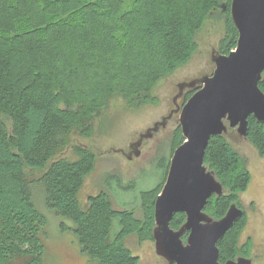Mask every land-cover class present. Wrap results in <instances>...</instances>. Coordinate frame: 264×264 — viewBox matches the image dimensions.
Here are the masks:
<instances>
[{
    "label": "trees",
    "instance_id": "16d2710c",
    "mask_svg": "<svg viewBox=\"0 0 264 264\" xmlns=\"http://www.w3.org/2000/svg\"><path fill=\"white\" fill-rule=\"evenodd\" d=\"M102 1L54 0L51 17L56 15L57 18L49 19L50 23L43 20L37 26L34 22V37L38 33L47 37L49 26L55 29L52 36L55 40L62 28L77 31L70 23L84 14L89 21L96 20L100 13L98 7L104 5L115 15L117 5ZM148 1L153 2L156 9L134 27L136 44L131 42L127 46V39L123 38L121 41L124 42L120 43L109 36L123 26L111 14L98 22L107 33L105 54L109 55L105 62L91 58L84 60L88 57L86 45H79L74 50L64 47L69 51L65 56L64 44L55 42L48 45L53 46L51 51L55 49L50 61H44L45 64L22 80V75L14 70L15 51L0 46V264H43L42 232L46 218L34 204L32 184L25 177V168H46L39 180L44 189V202L58 216L72 222L71 231L89 264H139V257L127 247L125 238L136 235L140 241L153 240L154 202L162 186L140 193L143 213L140 218L134 210L115 209L104 191L89 196L83 206L79 192L84 178L94 169L95 155L82 150L74 160L54 159L68 144L69 132L78 123L82 100L89 93L88 89L100 90L104 83L118 84L123 78L135 86L132 92L139 93L138 89L153 84L159 69L185 66L197 50L195 36L213 12H220L225 27L217 53L227 55L235 49L238 32L230 15L231 0ZM35 3L42 4L45 9L46 2ZM89 6L91 10L86 9ZM79 35V32H73V36L67 38L72 41L79 39ZM69 69H73L72 73ZM258 87L264 93V70ZM193 92L187 91L183 103ZM246 139L263 157L264 122L249 116ZM183 141L178 126L173 131L172 155ZM204 165L222 184L223 194L209 198L203 211L217 220L232 204L241 208L239 195L246 191L250 173L225 135L210 138ZM185 219L184 213L174 214L170 227L179 229ZM245 225L243 213L218 241L219 262L235 260L244 253L239 246V237ZM183 236L187 237V233Z\"/></svg>",
    "mask_w": 264,
    "mask_h": 264
},
{
    "label": "rangeland",
    "instance_id": "374dc122",
    "mask_svg": "<svg viewBox=\"0 0 264 264\" xmlns=\"http://www.w3.org/2000/svg\"><path fill=\"white\" fill-rule=\"evenodd\" d=\"M40 1L46 2L45 9L42 4L35 3ZM53 1L0 0V46L15 51L14 70L22 75V80L45 64L44 61H50L55 49L51 51L53 46L48 45L55 42L58 45L64 44L62 50L65 56L69 51L64 47L73 49L86 45L88 57L85 56L84 60L91 58L105 62V57L109 55L105 54V48L108 47L107 33L98 22L106 20L111 14L123 26H120L119 31H112L109 36L120 43L125 38L129 46L131 42L137 43L134 27L144 22L156 9L155 4L148 0H104L106 4L112 2L117 5L115 15L104 5L98 7L100 13L96 20L89 21V17L84 14V17H78L70 23L77 31L62 28L60 36L55 40L52 39L55 29L49 26L47 37L38 33L35 38V25L38 22L46 20L50 23L49 19L57 18L56 15L51 17L55 7ZM86 9L91 10L92 7ZM224 29V19L220 12L210 14L202 30L195 36L197 50L191 60L182 67L159 69L153 84L138 89L139 93L132 92L135 86L123 78L118 84L104 83L100 90L88 89L89 93L82 100L78 123L69 132L68 144L54 157L74 160L82 150L95 155L94 169L84 178L79 192L78 198L83 206L89 196L104 191L115 209L134 210L138 218L142 217L140 193L163 187L169 169L173 131L179 126L180 109L185 94L190 90L185 88L178 95V86L213 73L215 64L212 56L217 54ZM73 32H79L80 38L72 41L67 38L72 37ZM139 47L144 50L141 44ZM72 70L68 71L72 73ZM69 88L72 89L70 85ZM164 118L163 126L160 123ZM155 123L159 126L154 131L152 128ZM149 129L151 135L143 137L136 145L140 136L147 134ZM225 136L250 173L248 187L239 195L240 207L246 215V225L239 237V246L244 253L239 257L251 259L252 264H264V156H259L248 140L239 136L235 129L228 128ZM45 170H24L25 177L32 184L34 204L46 218L42 232L43 264H89L87 255L82 253L71 231L72 222L58 216L44 202V189L39 180ZM182 240L185 243L186 237L182 236ZM125 243L139 257V264L167 263L156 254L153 240L140 241L136 235H132L125 238Z\"/></svg>",
    "mask_w": 264,
    "mask_h": 264
},
{
    "label": "water",
    "instance_id": "95a60500",
    "mask_svg": "<svg viewBox=\"0 0 264 264\" xmlns=\"http://www.w3.org/2000/svg\"><path fill=\"white\" fill-rule=\"evenodd\" d=\"M230 15L238 32L235 49L212 56L215 68L210 76L178 86V95L185 88L194 91L180 109L178 122L184 141L173 152L154 202L155 252L168 264H252L245 257L224 263L218 260V241L244 211L232 204L217 220L203 211L209 198L223 194L222 184L204 165L210 138L225 135L228 128L246 138L249 116L264 122V93L258 87L264 70V0H231ZM158 126L155 123L152 130ZM176 213L186 216L177 230L170 227Z\"/></svg>",
    "mask_w": 264,
    "mask_h": 264
}]
</instances>
